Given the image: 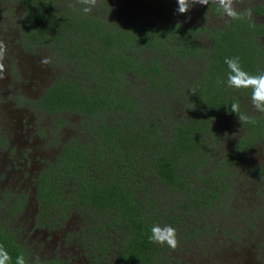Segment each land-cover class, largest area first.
<instances>
[{"label":"trees","instance_id":"trees-1","mask_svg":"<svg viewBox=\"0 0 264 264\" xmlns=\"http://www.w3.org/2000/svg\"><path fill=\"white\" fill-rule=\"evenodd\" d=\"M18 2L23 39L65 69L33 104L84 117L81 141L61 144L35 179L34 227H58L75 212L84 225L76 252L88 264L176 262L171 252L220 210L253 227L264 202V160L252 152L264 143V113L249 107L251 88L227 86L224 61L239 56L249 74L264 73V25L186 24L178 0H97L90 13L80 0ZM24 205L23 195L1 193L0 244L12 264L19 255L26 264H79L25 242L12 223ZM156 224L176 229L175 250L149 241Z\"/></svg>","mask_w":264,"mask_h":264},{"label":"rangeland","instance_id":"rangeland-1","mask_svg":"<svg viewBox=\"0 0 264 264\" xmlns=\"http://www.w3.org/2000/svg\"><path fill=\"white\" fill-rule=\"evenodd\" d=\"M211 4L218 10H214ZM236 7L239 11L251 9L252 18L264 24L257 19L259 15L264 19V12L255 13L264 9V0H239ZM179 17L186 24L195 23L210 29L231 21L223 15L215 0H210L209 5H194ZM22 22L18 0H0V40L7 45L4 61L7 78L0 81V135L4 138L0 146V197L1 193L25 197L24 208L12 223L37 254L38 248H41L38 255L47 253L62 258L75 255L79 264H88L76 252L78 246L74 238L76 234H81L84 225L75 212L69 213L58 227L52 226L49 230L38 229L33 224L37 211L35 179L46 164L56 158L61 144L71 139L81 141L79 138L83 137L79 134V128L84 117L75 113L51 116L39 111L33 104L43 89L65 69L54 65L47 48L34 47L23 39ZM261 44L264 45V39ZM45 58L50 63H41ZM249 107L256 110L252 104ZM227 125L228 129L230 126L234 130L235 123L231 120ZM252 152L257 162H263L264 143L261 147L255 146ZM257 202L259 215H256L253 227L245 225L237 215H227L221 210L211 213L209 219L206 217V225L197 226V237L192 238L191 243L184 242L179 252H171L176 261L171 264H264L261 246L264 202ZM217 217L220 218L217 220ZM68 237L71 239L67 240Z\"/></svg>","mask_w":264,"mask_h":264},{"label":"clouds","instance_id":"clouds-1","mask_svg":"<svg viewBox=\"0 0 264 264\" xmlns=\"http://www.w3.org/2000/svg\"><path fill=\"white\" fill-rule=\"evenodd\" d=\"M80 2L87 7H84L82 11L84 13H90L97 5V0H80ZM210 0H178L177 13L185 14L189 12L194 5H209ZM218 7L222 10L224 16L230 20H251L252 11L251 9H245L239 11L236 7L239 0H215ZM179 24H177L178 26ZM180 27V25H179ZM7 56V45L3 40H0V81L5 80L6 77V66L5 59ZM41 63H50V60L45 58L42 59ZM224 63L227 65L229 73L227 75V86L234 89L251 88V102L254 108L264 113V73L259 75H251L245 71L241 66L240 57L226 58ZM223 84L224 81H218ZM231 113L237 114L239 112V105L233 103L231 105ZM240 121L246 119L245 117L238 116ZM151 243L160 245H167V247L175 250L179 246V240L177 239V231L171 225H153L151 228V236L149 237ZM0 264H12V257L4 247L0 244ZM15 264H26L24 255L16 257ZM39 264V261H37Z\"/></svg>","mask_w":264,"mask_h":264},{"label":"flooded vegetation","instance_id":"flooded-vegetation-1","mask_svg":"<svg viewBox=\"0 0 264 264\" xmlns=\"http://www.w3.org/2000/svg\"><path fill=\"white\" fill-rule=\"evenodd\" d=\"M260 10V9H259ZM259 10H257L255 13H258V11ZM260 19L261 20V22H264V19H263V17H262V15L260 16H258L257 17V19ZM252 20H253V22L255 23V24H260V23H257L256 21H255V19L254 18H252ZM228 23V22H227ZM225 24H223L222 26H220V27H216V28H211V29H220V28H222L223 26H224ZM261 25H264V24H261ZM203 26V25H202ZM210 29V28H209ZM261 39V38H260ZM261 40H263V39H261ZM39 97V96H38ZM38 97L36 98V99H38ZM1 136V135H0ZM2 143V144H1ZM1 143H0V146L1 145H3V143H4V138L1 136Z\"/></svg>","mask_w":264,"mask_h":264}]
</instances>
